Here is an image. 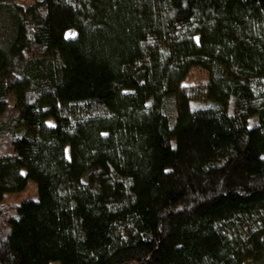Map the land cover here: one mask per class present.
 <instances>
[{"label": "trees", "instance_id": "16d2710c", "mask_svg": "<svg viewBox=\"0 0 264 264\" xmlns=\"http://www.w3.org/2000/svg\"><path fill=\"white\" fill-rule=\"evenodd\" d=\"M0 264H264V0H0Z\"/></svg>", "mask_w": 264, "mask_h": 264}, {"label": "rangeland", "instance_id": "374dc122", "mask_svg": "<svg viewBox=\"0 0 264 264\" xmlns=\"http://www.w3.org/2000/svg\"><path fill=\"white\" fill-rule=\"evenodd\" d=\"M67 38H72L75 36V31L73 29L68 30L65 33ZM207 79V72L200 68H192L187 77L184 80V85H198L202 84ZM26 199H37V188L36 184L32 181H28L26 188L17 193H11L5 196V201L7 203H20Z\"/></svg>", "mask_w": 264, "mask_h": 264}]
</instances>
